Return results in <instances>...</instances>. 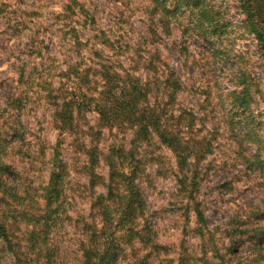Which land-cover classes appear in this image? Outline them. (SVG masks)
<instances>
[{"label": "rangeland", "instance_id": "obj_1", "mask_svg": "<svg viewBox=\"0 0 264 264\" xmlns=\"http://www.w3.org/2000/svg\"><path fill=\"white\" fill-rule=\"evenodd\" d=\"M74 1L0 0V264H84L83 251L108 238L117 240L113 264H218L227 248L236 264H264V60L237 27V4L207 0L236 25L215 37L175 26L164 35L150 0ZM100 63L137 68L135 77L168 67L180 78L167 117L195 151L186 168L155 134L138 140L126 124L103 127L95 112L82 109L60 129L62 100L79 102L83 77ZM110 163L139 189L143 231L133 240L104 226ZM55 166L63 172L51 197ZM114 201L111 221L121 190Z\"/></svg>", "mask_w": 264, "mask_h": 264}, {"label": "trees", "instance_id": "obj_2", "mask_svg": "<svg viewBox=\"0 0 264 264\" xmlns=\"http://www.w3.org/2000/svg\"><path fill=\"white\" fill-rule=\"evenodd\" d=\"M169 1H173V6L170 5V9ZM233 2L237 4L239 16L243 20V24L237 27L242 28L246 34L253 37L260 57L264 60V0H233ZM75 3L77 2L71 0V5H76ZM150 4L149 19L161 24L162 32L166 36L170 35L172 26L180 28L183 34H188L193 29L200 34L215 37L225 35L227 30L234 26L230 22H224L222 18L224 14L207 0H150ZM71 5L68 4L65 11L73 13L74 9ZM80 11L84 12L83 7H80ZM153 26V23L150 22V27L153 28ZM149 64H152V61H149ZM97 65L99 69H94L95 74L91 78L87 74L82 79L85 93L80 94L79 102L62 100L61 107L59 106L60 109L57 112L60 129L71 130L74 127V114L82 113V109L85 112H95L103 127L114 128L126 124L129 129L134 131L138 140L145 141L151 134H155L162 144L175 153L179 167L186 168L189 156L195 151L193 148L181 144L179 124L169 125L170 119L167 117L168 105L175 101L176 94L182 89L180 78L175 72L166 67V72L162 76L153 73L152 76L145 74V76L135 77L133 74L136 73L134 70L137 68H132L131 72L123 71L122 74L117 73L107 63ZM145 72H150L149 68ZM91 85H94L96 92L92 93ZM155 93L156 95L162 93L164 97L159 100V95L154 96ZM246 95V92L239 93L234 99L239 101L240 97L243 98ZM152 96L158 98L159 104L158 102L151 104ZM179 122L183 123L182 127L190 129L192 119L189 115L182 113ZM95 161V156L90 154L91 166ZM109 167V184L106 186L108 195L106 198H99L103 201L104 226H111L114 229L113 237L118 231L125 233L120 238L133 240L140 237L143 231L135 224L137 214L142 208L139 189L134 184L131 174H123L117 168L115 169L112 163L109 164ZM62 172L61 166L53 167L47 191L51 197H57L59 192L57 191V180L61 179ZM0 181L3 183L1 177ZM120 190L125 201L124 203L120 201L117 204L118 209L115 208L118 214L117 220L111 221L108 213L109 205L116 207L114 196ZM103 233H105V229H103ZM238 235H240L238 232H231L232 237ZM116 243L117 240L108 238L101 250L83 251L84 264H113L117 257ZM231 253L232 250L227 248L226 255L220 256L218 264H236ZM144 263L136 262L135 264ZM14 264H27V262L22 258H16Z\"/></svg>", "mask_w": 264, "mask_h": 264}]
</instances>
